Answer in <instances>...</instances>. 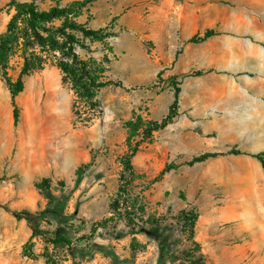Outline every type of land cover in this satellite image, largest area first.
I'll return each instance as SVG.
<instances>
[{
	"label": "rangeland",
	"instance_id": "374dc122",
	"mask_svg": "<svg viewBox=\"0 0 264 264\" xmlns=\"http://www.w3.org/2000/svg\"><path fill=\"white\" fill-rule=\"evenodd\" d=\"M19 1L48 10L79 0ZM9 2L0 0V34L16 13ZM111 2H93L101 9L88 5L76 17L116 33L106 42L86 40L89 50L77 47L82 58L111 59L104 79L112 83L98 91L95 109L64 78L56 64L62 54L51 52L42 69L24 76L15 126L0 72V202L41 212L48 199L37 183L49 178L55 193L71 195L64 216L42 227L64 226L72 239L56 246L35 237L30 257L24 252L30 226L0 207V264H49V256L54 264H264V168L251 155L264 151V0H124L121 24L105 15ZM140 13L144 32L135 19ZM173 26L178 44L148 36ZM208 28L218 34L188 42ZM29 51L21 38L8 59L13 80ZM174 85L181 88L179 115L142 143L129 176L122 160L129 153L125 122L136 114L160 121ZM233 148L244 153H229ZM207 151L222 154L188 163ZM90 160L78 183V167ZM168 163L176 166L160 175ZM123 174L132 179L131 218L111 209ZM189 209L199 214L202 262L182 226L181 212ZM110 217L108 226L92 231ZM141 217L158 220L162 236L138 232Z\"/></svg>",
	"mask_w": 264,
	"mask_h": 264
},
{
	"label": "trees",
	"instance_id": "16d2710c",
	"mask_svg": "<svg viewBox=\"0 0 264 264\" xmlns=\"http://www.w3.org/2000/svg\"><path fill=\"white\" fill-rule=\"evenodd\" d=\"M97 0H79L74 1L67 6L59 4L52 6L48 10H40L36 3L29 1L10 0V4H14L16 13L7 23L6 30L0 34V72L10 91L11 104L13 107V122L16 126L19 122L20 109L16 102L17 96L24 90V76L29 75L33 70L42 69L48 60L49 53L59 52L62 57L57 59L56 64L64 74V78L70 81L76 95L84 100L89 108L95 109L99 106L97 93L103 87L112 83L105 80V72L107 65L111 59L108 55H104L101 61L95 58H82L77 47L90 49L86 40L106 42L107 39L116 36L114 31L109 27L94 29L76 20V17L90 4ZM60 21V23H56ZM218 34L212 28L206 29L203 33L197 32L188 39V42L198 43L209 39ZM21 38H25L26 46L29 54L25 56L24 64L20 75L13 80L8 74V59L13 49L20 44ZM112 50V46L109 47ZM197 71L196 74H201ZM174 98L169 107L167 114L159 121L153 119H145L141 115H134L125 122L127 131V140L129 153L122 157L123 165L129 176L135 174V168L132 158L138 153L142 143L150 142L154 136V132L166 128L179 115V101L181 88L174 85ZM229 153H244L239 149H231ZM222 153L207 151L200 155L194 156L188 161L190 165L197 162H203L209 158L216 157ZM250 154V153H249ZM257 158L264 168V151L251 154ZM93 160L81 165L77 169V182L79 183L86 169L92 166ZM176 164L168 163L161 170L160 175L174 168ZM131 177L121 176V182L117 192V198L114 199L111 209L123 217L131 218L129 204ZM48 199V204L41 212H33L29 209L11 208L7 203L0 202V207L4 208L18 220H26L32 232L24 246V252L30 257H35L33 251L35 237H41L45 242L56 246H70L72 239L67 234L64 226H57L49 230L44 229V223L51 224V219H60L63 210L70 199L71 193H55L49 178H43L37 183ZM137 215V213H134ZM182 226L188 228L189 239L198 250V261H204V255L201 251L200 243L195 239V227L199 217L195 209L183 210L181 212ZM112 217L102 219L92 226L95 232L98 227L108 226ZM131 220H134L132 218ZM159 221L152 217H141V223L138 225V232H145L148 235L160 238L162 232L160 230ZM135 240V239H134ZM166 241V240H165ZM136 244L133 242L132 245ZM162 256L165 257V248L162 246ZM190 252H188L189 255ZM167 254V253H166ZM49 264H54L55 260L51 256L47 259Z\"/></svg>",
	"mask_w": 264,
	"mask_h": 264
},
{
	"label": "crops",
	"instance_id": "0c3cea01",
	"mask_svg": "<svg viewBox=\"0 0 264 264\" xmlns=\"http://www.w3.org/2000/svg\"><path fill=\"white\" fill-rule=\"evenodd\" d=\"M102 2L103 0H97L95 1L94 3L96 2ZM93 3V4H94ZM124 0H116L113 2H111L110 4H107V12L105 13V15L107 16L108 18V21H111L113 18H117V21L119 22V24H121L123 22V19H124V15H126L127 12L124 11L125 8H123V4H124ZM89 7H91V9L93 8V10H96V9H101V7H96V6H93V5H89L86 9H88ZM105 8V7H104ZM139 23L140 25L142 26V29L141 31H146V27H145V24H146V17L144 16V14L140 13L138 15V17L136 16L135 18ZM128 21V20H126ZM152 36L151 38L153 39H162L163 37L164 38H167L168 40H170L173 45L179 43V31H178V28L177 27H172V29H166V28H162L161 30L159 31H150L148 33V36Z\"/></svg>",
	"mask_w": 264,
	"mask_h": 264
}]
</instances>
